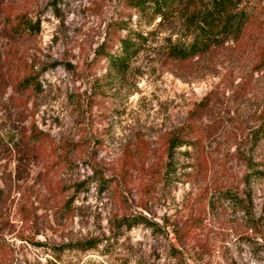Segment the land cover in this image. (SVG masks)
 I'll return each instance as SVG.
<instances>
[{
    "label": "rangeland",
    "instance_id": "374dc122",
    "mask_svg": "<svg viewBox=\"0 0 264 264\" xmlns=\"http://www.w3.org/2000/svg\"><path fill=\"white\" fill-rule=\"evenodd\" d=\"M247 2L264 19V0ZM126 13L0 0V264H264V26L176 65L164 56L188 35L182 15L133 14L147 43L117 73L96 51ZM21 16L39 28L17 33ZM27 74L39 91L16 88ZM205 96L202 146L169 155Z\"/></svg>",
    "mask_w": 264,
    "mask_h": 264
},
{
    "label": "trees",
    "instance_id": "16d2710c",
    "mask_svg": "<svg viewBox=\"0 0 264 264\" xmlns=\"http://www.w3.org/2000/svg\"><path fill=\"white\" fill-rule=\"evenodd\" d=\"M128 13V21H118L114 24V30L107 39L99 46L96 56L104 58L109 71L117 73L126 71L132 64V60L145 47L147 38L142 31L132 28L131 17L133 14L147 20L167 19L174 15H182L186 22L188 35L184 39L171 42L165 52V60L169 63L180 65L200 59L220 48L230 44H239L251 28L264 26V19L258 17L253 7L247 0H123ZM39 28L27 19L26 16L17 18L12 29L17 33H32ZM121 31H125L121 35ZM264 64V55L259 62L258 68ZM41 84L34 74H27L16 82V88L22 90L32 89L39 91ZM210 99L205 96L187 115L181 126L169 133L167 138V151L169 155L175 149L182 146L200 149L202 146L205 130L198 121L209 108ZM257 141L264 139V129L255 131ZM34 142L40 146L46 141L43 135L35 136ZM56 146L50 145V152L56 153ZM199 154L194 164L199 171ZM262 174L261 172H258ZM222 196L233 199L243 205V200L224 190ZM248 200H251L249 197ZM242 203V204H241ZM243 207V206H242ZM248 209V208H247ZM90 245L93 243L87 241Z\"/></svg>",
    "mask_w": 264,
    "mask_h": 264
}]
</instances>
